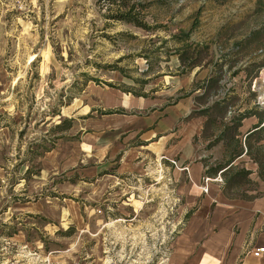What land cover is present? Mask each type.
Returning a JSON list of instances; mask_svg holds the SVG:
<instances>
[{"label": "rangeland", "instance_id": "obj_1", "mask_svg": "<svg viewBox=\"0 0 264 264\" xmlns=\"http://www.w3.org/2000/svg\"><path fill=\"white\" fill-rule=\"evenodd\" d=\"M120 1L0 0V264H191L175 249L190 247L197 192L178 161L137 157L138 131L156 121L150 133L177 146L183 117L202 107L200 70L232 67L212 102L242 82L236 68L264 66V46L247 58L232 45L264 34V11L255 0H130L139 27L108 16ZM181 31L213 63L185 72Z\"/></svg>", "mask_w": 264, "mask_h": 264}, {"label": "crops", "instance_id": "obj_2", "mask_svg": "<svg viewBox=\"0 0 264 264\" xmlns=\"http://www.w3.org/2000/svg\"><path fill=\"white\" fill-rule=\"evenodd\" d=\"M254 6L263 12L264 0H255ZM233 40L234 50L242 56L248 54L247 58L263 51L264 34L257 31ZM246 43L250 45L248 48ZM238 69H242L239 72L243 76L242 82L233 77L234 87L226 101L228 111L233 110V114L226 111L222 115L184 116L177 146L168 147L167 141L164 143L167 130L159 131V135L150 133L156 121L146 125L141 123L138 131L147 133L141 135L142 141L136 146V149L140 148L136 151V154L140 153L137 157H142L146 151L157 150V154L165 155L169 162L176 164L178 161V169L186 176L184 186L197 192L193 201H189L196 209L188 218L189 223L199 226L187 227L189 248L175 249L184 261L192 258L191 264H264V253L254 255L257 249L264 248V106L258 101L264 86L253 89L252 67ZM199 72L205 73L203 84L215 74L213 67ZM195 92L202 94L204 90ZM214 101L219 100L212 99L211 103ZM146 104L147 100L142 99L137 107L142 109ZM168 122L175 125L180 120L169 117ZM163 151L166 152L163 154ZM236 155L239 156L234 158ZM231 160L229 167L213 174L218 166L226 167ZM228 168L234 172L250 171L242 181L234 182L233 188L227 190L229 195L224 192L228 177L223 174ZM218 177L222 181H217ZM204 188H208L207 194Z\"/></svg>", "mask_w": 264, "mask_h": 264}, {"label": "trees", "instance_id": "obj_3", "mask_svg": "<svg viewBox=\"0 0 264 264\" xmlns=\"http://www.w3.org/2000/svg\"><path fill=\"white\" fill-rule=\"evenodd\" d=\"M120 2L121 3H119L117 9H112L111 7H108V16L116 21L132 23L136 26L143 27L144 25L138 22L136 18L137 13H135L136 6H140V4L130 3V0H121ZM257 33H260V31H257ZM190 35V32L181 31L178 35L174 36V39L184 43L183 47L177 49V54L181 62V66L184 67L185 72L191 71L197 67H205L210 65V63H213L212 57H210L211 47L209 45L202 46L200 44L189 42ZM213 65L215 74L210 77L209 80L206 81L201 87L197 88L204 90V92L200 96L196 97V101H198V103H200L203 108L196 111V113H194L193 115H222L226 113V111L229 114H233V111H228L229 107L226 103L229 94L232 92L231 88L227 90L228 92L227 94H225V96L221 97V99H218L219 101H214L213 103L210 102L211 97L214 98L215 96H217L218 98L220 90H222V88L224 89L225 85L227 84V80H224V72L226 69L232 70V67L230 65H227V68L224 69L223 64L218 65V63H214ZM252 68L254 72L250 75L252 77V80H255L259 76V71H261L264 66L259 65L256 67L253 66ZM241 70L242 69H236L234 71V75L239 74ZM240 117H243V115H241ZM67 122H69V120H65L63 124ZM61 126L62 124L58 125L57 128H61ZM237 156L239 155H236L234 158H237ZM234 158L232 160H234ZM232 160L229 161L226 167H222V165L218 166V168L213 171V174H216L220 170H224V168L229 167ZM223 174L224 176L228 177L226 181V186L224 187V192L229 195L227 190H231L233 188V186L235 185L234 182L242 181L243 178H246L250 174V171L240 170L234 172L233 169L228 168L223 172ZM190 214L191 212L187 214V217H189Z\"/></svg>", "mask_w": 264, "mask_h": 264}, {"label": "built area", "instance_id": "obj_4", "mask_svg": "<svg viewBox=\"0 0 264 264\" xmlns=\"http://www.w3.org/2000/svg\"><path fill=\"white\" fill-rule=\"evenodd\" d=\"M263 78H264V73L261 72V81L263 82ZM260 81L257 78L256 80L253 81V89L255 90H259L260 89ZM258 101L259 103L264 106V91L262 92V94L258 97ZM209 179H206V181H208ZM217 181H222L220 177L216 178ZM207 189V188H206ZM264 253V248H259L256 250V252L254 253L255 256H260L261 254Z\"/></svg>", "mask_w": 264, "mask_h": 264}, {"label": "bare ground", "instance_id": "obj_5", "mask_svg": "<svg viewBox=\"0 0 264 264\" xmlns=\"http://www.w3.org/2000/svg\"><path fill=\"white\" fill-rule=\"evenodd\" d=\"M123 96H124V94H123ZM125 97L126 98H131V96H129V95H125ZM123 99V98H122ZM129 103H130V100H129ZM130 105V104H129Z\"/></svg>", "mask_w": 264, "mask_h": 264}]
</instances>
